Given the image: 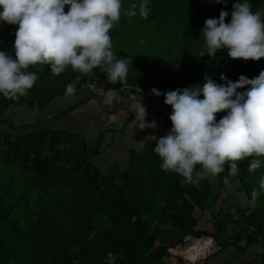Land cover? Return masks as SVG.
I'll list each match as a JSON object with an SVG mask.
<instances>
[{"label":"trees","instance_id":"16d2710c","mask_svg":"<svg viewBox=\"0 0 264 264\" xmlns=\"http://www.w3.org/2000/svg\"><path fill=\"white\" fill-rule=\"evenodd\" d=\"M233 3L149 0L151 11L143 17L140 0H122L120 20L110 33L116 58H126L129 64L124 83L109 85L99 66L82 73L69 65L57 75L50 63H36L25 70L38 73L27 96L17 100L0 93V124L14 130L0 132V264H164L162 257L169 254L168 247L197 225L194 210L209 206L220 227L225 222L242 226L234 238L245 234L264 244V191L252 202L253 190L264 179V155L256 157L261 166L254 171L248 169L254 155L238 162L239 171L232 176L249 193L251 205L240 211L239 218H225L215 201L208 203L213 193L209 178L205 176L196 185L174 170L163 169V158L154 151L155 140L130 149L126 168L116 163L103 174L91 160L101 153L103 136L91 145L79 132L50 125L52 119L44 124L17 125L5 117L14 105L46 109L55 97L67 95L69 83L79 96L85 93L83 83L97 81L127 96L142 92L140 97L159 101L166 108L150 112L146 118L170 119L171 105L165 103L163 94H154L153 87L162 93L197 87L206 75L226 83L221 73L231 80L241 74L255 77L264 69V57L232 58L226 48L218 49L215 57L199 55L206 19L218 17L226 9L225 20L229 21ZM133 4L137 5L136 15H128ZM69 7L65 5V11ZM252 10H264V0H252ZM16 28V24L0 23V49L11 50L13 55ZM203 95L200 93L201 98ZM227 111L217 112V120ZM29 127L35 129L26 130ZM229 166L226 163L220 173V184ZM200 167L198 163L196 169ZM200 234L204 233L195 235Z\"/></svg>","mask_w":264,"mask_h":264},{"label":"clouds","instance_id":"9594fccd","mask_svg":"<svg viewBox=\"0 0 264 264\" xmlns=\"http://www.w3.org/2000/svg\"><path fill=\"white\" fill-rule=\"evenodd\" d=\"M213 2V0H209ZM227 3V0H215ZM149 0H140L139 14L147 17ZM65 5L69 9L65 11ZM122 0H0V23L16 24L15 40L11 50L0 49V93L19 99L27 96L38 79L35 71H25L29 65H51L54 74L67 66L82 73L97 66L107 74L110 82H125L129 71L126 58H116L112 48L110 29L120 20ZM133 4L128 15H136ZM229 11L221 9L218 17L206 19L202 29L204 45L200 56H216L218 49L226 48L232 58L264 57V10H252V0H234L231 19ZM220 83L206 75L205 82L170 89L166 93L153 87L156 95H164L171 105V129L166 135L149 133L148 140L157 141L154 151L163 158L161 167L174 170L188 182L199 185L205 176L225 171H239V161L253 156L249 171L261 166L256 157L264 155V69L255 77L241 74L231 80L221 73ZM79 79V77H77ZM250 87H244V86ZM243 88V90H238ZM73 83L66 86V94L76 93ZM200 93H203L201 98ZM135 93L128 108L135 113L129 122L133 130L156 128L155 120H147V107ZM119 99L117 88L105 89L103 103L110 105ZM227 109L219 120L217 112ZM141 141V140H137ZM200 164L199 170L196 165ZM260 188L253 190L255 203Z\"/></svg>","mask_w":264,"mask_h":264},{"label":"rangeland","instance_id":"374dc122","mask_svg":"<svg viewBox=\"0 0 264 264\" xmlns=\"http://www.w3.org/2000/svg\"><path fill=\"white\" fill-rule=\"evenodd\" d=\"M211 3L215 4L214 0ZM84 92L87 93V91ZM123 95L125 97V103L118 107H128L130 105L131 98H128L129 95ZM140 99L146 105L148 113L155 110L159 112L166 111V108L164 107L165 105L159 101L148 100L144 97H140ZM103 107L118 108L114 105ZM45 112L46 111H43L36 106L29 107L14 105L8 108L5 117L11 119L17 125L44 124L45 121L49 120V117H47V113ZM153 119L157 122V127L149 128V130H152L151 133H155L157 137L166 135L172 126L171 119L156 115ZM51 123L52 122H50V125ZM40 126L42 127L44 125ZM33 129H35V127H29L26 130L30 131ZM3 131L14 130L8 129L6 125L0 124V132ZM123 132L124 130L121 126L110 130L102 129L98 137H94L91 141H87L93 145L98 142L100 139L99 136H103L102 151L107 146L108 142H112V140L118 135L120 139ZM146 141H148V139L145 137L144 143ZM141 143L142 144H132V146L134 149H139L144 144L143 142ZM97 156L91 160L98 168H100V170H102V173L105 174L108 169V164L104 165L102 157L98 160ZM109 160L111 163L114 161L121 162L119 158L115 159L114 157H110ZM126 166V164H123L122 168L124 169ZM207 177L213 186V193L209 197L208 203L211 204L215 201L217 211L223 214L225 218H229L230 216L239 218L240 211L251 205V197L249 193L243 188L241 181L233 177L232 174H226L221 184L220 173L216 175L209 174ZM216 194L217 196L215 198ZM212 210L213 209L210 206L196 208L194 210L193 214L197 220V225H195L191 233L185 234L179 242L168 247L167 250L169 254L163 255L162 262L164 264H262L264 258V244L261 242H253L252 239L246 237L245 234L234 238L233 236L243 229L242 226L233 222H225L223 225L224 227H220L216 224ZM199 232H203L204 234L195 235ZM197 240L208 242V247L203 254L199 255L196 259L190 260V258H188L189 248H191Z\"/></svg>","mask_w":264,"mask_h":264},{"label":"crops","instance_id":"0c3cea01","mask_svg":"<svg viewBox=\"0 0 264 264\" xmlns=\"http://www.w3.org/2000/svg\"><path fill=\"white\" fill-rule=\"evenodd\" d=\"M107 83L114 85L116 82L108 81ZM76 103H79V105L68 111ZM42 110L46 111L45 113H47L46 115L49 119L54 120L51 125L59 129L79 132L88 141H91L94 137H98L102 129L110 130L121 126L124 130L122 137H120L121 140L118 135L112 142H108L107 146L97 156L98 160L102 157L104 165L108 164V168L116 163L127 165L129 150L133 148L132 144L144 143L145 137L152 131L148 127L140 129L138 126L133 130L129 122L135 118V113L130 112L128 107H103L96 98L90 96L88 93L79 96L74 94L57 96L46 109ZM153 118L151 119L155 120ZM151 119L147 118L149 121ZM110 157L119 158L121 162L114 161L111 163Z\"/></svg>","mask_w":264,"mask_h":264},{"label":"built area","instance_id":"2783aa9c","mask_svg":"<svg viewBox=\"0 0 264 264\" xmlns=\"http://www.w3.org/2000/svg\"><path fill=\"white\" fill-rule=\"evenodd\" d=\"M81 87L84 91H87L90 96L97 98L102 106H107L103 103V94H105V89H108L109 87L97 81H89L87 83H83ZM124 103L125 97L123 94L119 93V99L114 100V102L110 105L118 107L124 105Z\"/></svg>","mask_w":264,"mask_h":264},{"label":"bare ground","instance_id":"6f19581e","mask_svg":"<svg viewBox=\"0 0 264 264\" xmlns=\"http://www.w3.org/2000/svg\"><path fill=\"white\" fill-rule=\"evenodd\" d=\"M55 108V106H54ZM208 242H205L204 240H197L191 248H189L188 251V258L190 260L196 259L199 255L203 254L205 250L207 249Z\"/></svg>","mask_w":264,"mask_h":264}]
</instances>
